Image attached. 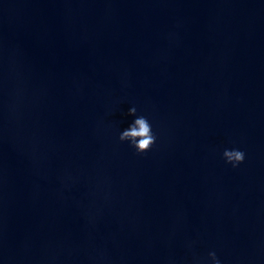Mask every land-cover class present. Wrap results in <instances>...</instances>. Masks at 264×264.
<instances>
[{"label":"water","instance_id":"1","mask_svg":"<svg viewBox=\"0 0 264 264\" xmlns=\"http://www.w3.org/2000/svg\"><path fill=\"white\" fill-rule=\"evenodd\" d=\"M212 249L264 264V0H0V264Z\"/></svg>","mask_w":264,"mask_h":264},{"label":"clouds","instance_id":"2","mask_svg":"<svg viewBox=\"0 0 264 264\" xmlns=\"http://www.w3.org/2000/svg\"><path fill=\"white\" fill-rule=\"evenodd\" d=\"M127 113L132 116V119L118 131L117 139L121 142H127L136 153L146 152L156 142L158 133L149 117L143 112H138L135 104H131L127 108ZM220 155L224 162L230 164L233 168L240 165L245 159L244 149L237 146H224ZM193 243V241L187 242V247L191 249ZM194 264H223V261L212 249L207 252L206 259L196 260Z\"/></svg>","mask_w":264,"mask_h":264}]
</instances>
